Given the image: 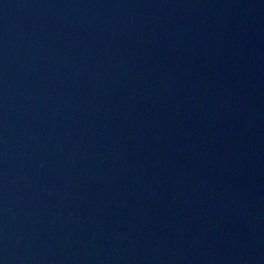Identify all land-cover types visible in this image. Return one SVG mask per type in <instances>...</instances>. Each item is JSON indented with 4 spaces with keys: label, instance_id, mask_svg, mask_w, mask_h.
Returning a JSON list of instances; mask_svg holds the SVG:
<instances>
[{
    "label": "water",
    "instance_id": "95a60500",
    "mask_svg": "<svg viewBox=\"0 0 264 264\" xmlns=\"http://www.w3.org/2000/svg\"><path fill=\"white\" fill-rule=\"evenodd\" d=\"M0 264H264V0H0Z\"/></svg>",
    "mask_w": 264,
    "mask_h": 264
}]
</instances>
